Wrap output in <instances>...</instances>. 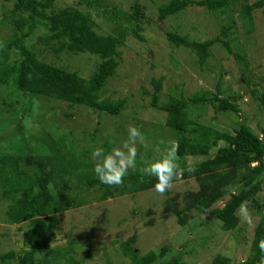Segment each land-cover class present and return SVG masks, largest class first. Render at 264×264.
<instances>
[{
    "label": "trees",
    "instance_id": "16d2710c",
    "mask_svg": "<svg viewBox=\"0 0 264 264\" xmlns=\"http://www.w3.org/2000/svg\"><path fill=\"white\" fill-rule=\"evenodd\" d=\"M55 1L12 0V9L1 17L0 107H6L3 111L11 113L12 117L23 118L31 113L28 109L30 103L26 99L33 102L37 98H46L63 101L70 108L82 105L99 115L119 116L127 99L111 102L100 99V96L119 66V48L124 44L125 34L132 30L129 34L138 41L144 40L138 33L140 24L148 21L143 9L141 11L139 5L134 3L128 14L108 0H78L75 5L59 9L54 7ZM235 2L238 0H168L158 6V20L164 21L189 7L206 8L216 15H226L231 3ZM240 5L239 15L243 20L245 33H253V13L264 8V0H257L252 4L243 2ZM98 13L104 18L109 15L114 21L125 20L131 27L122 30L124 33L119 36L100 34L95 20L99 17ZM233 29L231 25L222 26L221 34L225 36L226 30ZM38 31L40 33L37 39L43 43V51L57 57L60 53H88L96 56L99 64L90 78L85 80L77 71H69L40 59L27 43ZM166 39L174 47L192 52L196 65L202 68L211 57L210 48L217 43L236 62L242 65L246 62L245 55L234 51L229 41L220 38L196 42L176 32H167ZM251 82L249 78L247 85L250 86ZM150 84L153 92L142 90V93L150 96V106L153 109L165 114L163 127L171 130L175 134V140L179 142L177 155L180 157L181 167L195 169L192 173L185 170L179 181L195 179L198 186L197 191L167 198L164 202L165 218L172 214L183 227L194 218L192 213H208L212 220L221 222L222 232H231L240 223V218L235 213L242 201H250V207L257 209L260 214L263 207L257 195L264 184V128L260 131L262 137L242 124L232 134L221 133L189 117L191 112L206 104L217 113L240 114L237 102L241 95L224 96L217 84L214 94L200 91L187 98L181 93L177 96L169 94L165 100H160L162 79H152ZM8 88L12 91H8ZM250 93L253 99L262 101L264 106L262 96H259L254 87ZM14 103L20 107H14ZM28 118L29 116L22 121L19 119L18 123H23ZM15 128L22 129V125ZM97 133L96 127L95 132L84 135L85 138L94 140L100 137ZM65 135L59 131L53 134L49 129H43L42 138L37 140L35 146L27 145L25 148L21 142H17L14 147H18L19 153L0 157V194L7 206L6 222L23 227L25 224L27 227L21 240L22 247L17 251L0 254V264H78L71 257L75 247L73 240L69 241L66 249L51 245L55 236L52 229L56 227L57 214L89 204V200L104 202L153 189L155 178L141 176L139 169L128 170L124 183L120 186L101 184L93 172L95 162L83 156L86 151L80 150L81 154L78 155ZM23 139L24 137L22 142L26 143ZM217 141H222L224 145L208 156L210 148L216 147ZM160 142L159 140L157 144ZM10 143L13 142H7V145ZM103 147L105 154L111 149L110 144L104 143ZM197 155L206 158L192 166L182 163L184 157ZM140 162L143 163L144 160ZM216 204L217 207H214ZM262 239L264 235L253 237L250 254L245 260L234 264H260L264 254L260 253L258 242ZM136 241L137 237L133 235L119 243L122 255L130 264H187L181 257L164 259L165 248L141 257L134 248ZM106 264L113 263L107 260ZM211 264H231V259L217 255Z\"/></svg>",
    "mask_w": 264,
    "mask_h": 264
},
{
    "label": "rangeland",
    "instance_id": "374dc122",
    "mask_svg": "<svg viewBox=\"0 0 264 264\" xmlns=\"http://www.w3.org/2000/svg\"><path fill=\"white\" fill-rule=\"evenodd\" d=\"M77 1L56 0L54 7L61 9L75 5ZM167 1L108 0L128 14L131 12V6L137 3L148 20L140 24L138 30L143 41H138L129 34L132 30L125 34L124 44L119 48L121 51L119 66L100 96V99L111 102L127 99L126 106L119 116L99 115L82 105L70 108L67 103L57 99L33 98V102L26 99L30 103L28 109L31 111L28 120L20 123L22 129H16L15 127L20 125L19 119L22 121L28 116L12 117L11 113L3 111L7 108L1 106L0 157L19 153L18 147H14L17 142H21L25 148L27 145L35 146L37 140L42 138L43 129H49L53 134L58 131L64 135L67 133L66 139L75 147L77 154H81L80 150L86 151V155L83 156L96 163L92 159V151L95 148L104 149V143L111 145L108 153L113 148L120 147L127 139V130L131 125L138 127L149 141L148 148L137 144L136 167L129 168V171L141 169L147 163L160 158L157 148L163 150L168 141L175 140V134L163 127L165 114L153 109L150 106V96L142 93V90L152 93L150 81L159 78L162 79L160 100H165L169 94L177 96L181 93L185 98L200 91L214 94L217 84L220 85L224 96L241 95L237 102L240 114L217 113L206 104L199 110L191 112L189 117L221 133L232 134L242 124L262 137L260 131L264 128V106L262 101L253 99L250 91L254 87L264 100V8L254 11L253 33L247 34L239 15L240 4L243 2L252 4L257 0H238L231 3L226 15H216L206 8L189 7L175 16L159 21L157 8ZM12 3V0H0V19L5 12L12 9ZM98 15L95 20L100 34L119 36L124 33L122 30L131 27L125 20L114 21L109 15L105 18L102 14ZM229 25L234 29L226 30L227 35L223 36L221 27ZM3 32L6 34L5 30ZM167 32H176L196 42L215 38L229 41L234 51L245 55L246 62L243 65L236 62L226 53L224 47L217 43L210 48L211 57L206 64L203 68L199 67L192 52L170 44L166 39ZM39 33L40 31L36 32L27 43L40 59L69 71H77L85 80L90 78L99 64L96 56L88 53L79 55L60 53L57 57L43 51V43L37 39ZM249 78L252 81L250 86L247 85ZM8 91L12 89L8 88ZM14 104V107H20L19 104ZM96 127L97 135L100 137L94 140L85 138L84 133H93ZM23 137L26 143L22 142ZM159 140L165 143L157 144ZM7 142L13 143L7 145ZM222 145H224L222 141H217L216 147L210 148L208 156L213 155ZM86 148L87 150H84ZM205 158L206 156L201 155L186 156L182 163L192 166ZM141 160L144 162L141 163ZM4 161L8 162L6 159ZM197 190V181L190 179L175 182L173 188L164 196L151 189L104 202L89 200V204L57 214L56 227L52 229L55 236L51 245L66 249L69 241L73 240L75 247L71 257L78 264H106L107 260L113 264H130L122 255L119 243L133 235L137 237L134 248L141 257L165 248L164 259L181 257L187 264H211L217 255L231 259V264L245 260L250 254L253 237L264 235V184L257 195L263 207L262 212L258 214L257 209L253 210L250 207L252 224L240 220L237 229L231 232H222L221 222L212 220L208 213L205 215L192 213L194 218L183 227L178 224L174 215L170 214L165 218L164 202L167 198ZM217 204L214 207H217ZM6 207L0 194V254L19 250L22 247L23 233L27 229L25 224L23 227L9 225L6 222Z\"/></svg>",
    "mask_w": 264,
    "mask_h": 264
},
{
    "label": "clouds",
    "instance_id": "9594fccd",
    "mask_svg": "<svg viewBox=\"0 0 264 264\" xmlns=\"http://www.w3.org/2000/svg\"><path fill=\"white\" fill-rule=\"evenodd\" d=\"M127 132V139L120 147L113 148L110 153L105 154L103 148H95L92 151V159L96 161L93 172L101 184L109 187L122 185L129 168L136 167L137 144L144 148L149 147L147 137L138 127L130 125ZM160 143L164 144L165 142L161 141ZM156 151L160 153V158L147 163L139 171L141 176L154 177L156 182L153 185V190L160 196H164L173 188L175 182L182 179L185 170L192 173L195 169L181 167L180 157L177 155L179 142L176 140L168 141L163 150L157 148ZM235 214L242 222L252 224L250 201H242ZM258 249L260 253L264 254V239L258 242ZM260 264H264V256L261 257Z\"/></svg>",
    "mask_w": 264,
    "mask_h": 264
}]
</instances>
